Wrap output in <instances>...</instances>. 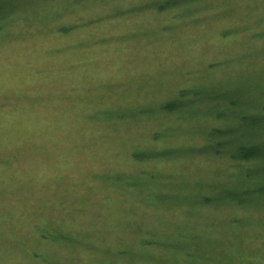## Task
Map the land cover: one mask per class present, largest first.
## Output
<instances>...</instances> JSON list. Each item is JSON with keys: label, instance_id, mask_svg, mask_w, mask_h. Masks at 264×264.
Instances as JSON below:
<instances>
[{"label": "rangeland", "instance_id": "rangeland-1", "mask_svg": "<svg viewBox=\"0 0 264 264\" xmlns=\"http://www.w3.org/2000/svg\"><path fill=\"white\" fill-rule=\"evenodd\" d=\"M262 105L264 0H0V264H262L205 144Z\"/></svg>", "mask_w": 264, "mask_h": 264}, {"label": "trees", "instance_id": "trees-1", "mask_svg": "<svg viewBox=\"0 0 264 264\" xmlns=\"http://www.w3.org/2000/svg\"><path fill=\"white\" fill-rule=\"evenodd\" d=\"M254 110H250L252 112L249 114H242L234 125L227 126L225 131H221L222 133L217 134L214 131L209 133L207 135L208 142L205 143L209 147L213 146L210 144V139L217 136L225 140L218 143L220 146H223V144H226V146L228 144L237 145L233 152H229L227 149L223 152V155H230L233 165L236 168L238 166L240 180L238 178L227 180V187L221 190L220 193L214 191V194L211 195L214 204L222 206V208H231L233 211L239 212L244 211L243 220L237 222V225L241 223L242 225L252 224L253 216L246 214L247 212H264V105L257 106ZM254 116L256 117L254 118ZM242 141L245 145L240 143ZM210 149L211 155L219 154L214 146ZM202 198V203L208 199L206 195H203ZM210 199L208 200L210 201ZM261 215H263L261 220L264 223V213ZM260 227L261 229L258 230ZM252 231H255V237L252 239L255 240L256 244H260L261 253L258 254L264 260V225H258ZM231 246H234L233 243H231ZM231 258L232 263L229 264L243 263L237 259L236 255H232ZM262 264H264L263 261Z\"/></svg>", "mask_w": 264, "mask_h": 264}]
</instances>
